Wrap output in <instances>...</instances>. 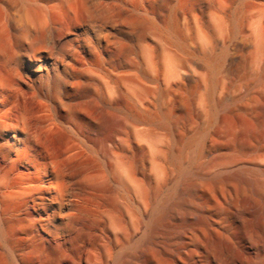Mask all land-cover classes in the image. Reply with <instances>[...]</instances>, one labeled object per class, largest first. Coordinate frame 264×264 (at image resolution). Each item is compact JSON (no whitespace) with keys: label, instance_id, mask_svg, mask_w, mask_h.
<instances>
[{"label":"bare ground","instance_id":"obj_1","mask_svg":"<svg viewBox=\"0 0 264 264\" xmlns=\"http://www.w3.org/2000/svg\"><path fill=\"white\" fill-rule=\"evenodd\" d=\"M0 264H264V0H0Z\"/></svg>","mask_w":264,"mask_h":264}]
</instances>
